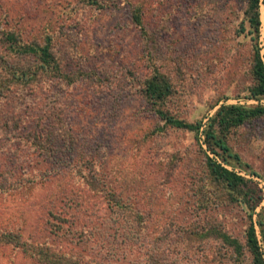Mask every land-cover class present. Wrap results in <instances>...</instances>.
Instances as JSON below:
<instances>
[{"label":"rangeland","instance_id":"obj_1","mask_svg":"<svg viewBox=\"0 0 264 264\" xmlns=\"http://www.w3.org/2000/svg\"><path fill=\"white\" fill-rule=\"evenodd\" d=\"M110 1L103 11L85 0H0V32L26 43L52 35L63 72L76 79L38 94L58 103L35 127L60 129L52 156L37 152V130L0 129V264H43L19 244L73 249L78 264H252L248 250L238 260L221 237L246 245L245 207L212 179L195 134L166 127L141 92L157 67L173 84L164 110L181 120L206 124L222 104L264 105L246 99V0ZM131 3L144 9L152 48L131 22ZM228 145L248 166L235 171L264 194V117ZM81 233L100 244L85 250Z\"/></svg>","mask_w":264,"mask_h":264},{"label":"trees","instance_id":"obj_2","mask_svg":"<svg viewBox=\"0 0 264 264\" xmlns=\"http://www.w3.org/2000/svg\"><path fill=\"white\" fill-rule=\"evenodd\" d=\"M85 1L89 6L103 11L113 6L110 0L102 2L100 0ZM246 2L245 21L248 28L246 29L243 23L239 31L241 35L246 33L250 36L252 42L253 86L249 89V95L246 99L260 102L264 100V33L262 32L264 0H246ZM128 14L133 25L144 33L149 47L152 48L154 38L146 28L142 5L131 3ZM0 35V129L15 132H21V130L25 132L34 130L36 132L37 130L32 135L37 152L52 156L55 154L53 147L57 139L54 133L60 129L55 128L53 131L51 127L41 129H35V127L38 123V113L45 111L55 117L57 110L55 107L58 106V103L55 101L53 105H45L43 103L44 98L41 96L38 99V94L42 95L43 92L57 88L59 85L72 86L76 79L63 72L55 55L54 37L52 35L48 34L41 42L33 41L31 43H26L21 39L20 34L13 31L3 30ZM142 85L141 92L149 108L165 123L166 127L195 134L196 140L204 152L206 167L212 179L224 186L229 192L232 202L240 203L245 207L249 220L246 245L244 246L238 239L232 238L228 234H222L221 237L225 246L233 250L238 260L248 250L252 264H264V247L257 230L258 226L264 239V208L262 213L257 214V209L264 201V194L253 178H248L235 171L234 168L245 169L248 166L244 165L240 156L228 145V138L234 131L251 121L264 117V105L222 104L206 124H204L203 119L191 123L164 110L168 98L173 93V84L160 68L152 67L150 76ZM3 138L0 135V140ZM6 140L13 141L16 140V137L13 140L12 137L6 138ZM72 146L69 144L66 148L70 149ZM229 166L232 169H229ZM18 172V168L15 166L13 172H10L12 173L11 180L19 177ZM2 181L7 182L6 177H3ZM11 186L14 188L16 184H11ZM255 215L259 217L257 224L254 221ZM4 237L9 241L12 240L9 236L4 235ZM79 238H83L85 250L88 247L92 250L93 246H96L97 243L100 244L89 233L87 235L81 233ZM14 242L19 244L16 240ZM19 245L24 249V252L31 253L43 264H78L79 257H76L73 249L62 252L44 247Z\"/></svg>","mask_w":264,"mask_h":264},{"label":"water","instance_id":"obj_3","mask_svg":"<svg viewBox=\"0 0 264 264\" xmlns=\"http://www.w3.org/2000/svg\"><path fill=\"white\" fill-rule=\"evenodd\" d=\"M264 17V16H263Z\"/></svg>","mask_w":264,"mask_h":264}]
</instances>
